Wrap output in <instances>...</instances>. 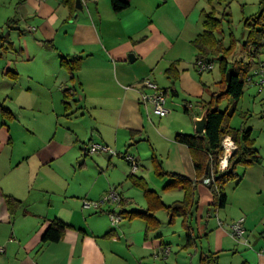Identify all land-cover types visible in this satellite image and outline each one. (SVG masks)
Listing matches in <instances>:
<instances>
[{"label": "crops", "instance_id": "obj_1", "mask_svg": "<svg viewBox=\"0 0 264 264\" xmlns=\"http://www.w3.org/2000/svg\"><path fill=\"white\" fill-rule=\"evenodd\" d=\"M126 1L128 7L114 10L110 0H81L82 7L75 2L71 10L61 0H0V11L7 10L0 12L7 15V32L0 30V108L11 114L0 110V246L5 248L0 264H204L205 255L215 259L205 264H264V110L247 126L255 106L249 100L250 106L241 108L242 95L231 106L243 117L239 128L251 130L261 161L238 165L240 176L228 192L225 189L224 206L215 203L203 181L196 186L197 204L185 223L182 216L171 220L165 209L154 212L160 226L150 232L140 217L121 215L111 223L110 213L147 209L123 156L138 147L151 156L149 166L139 167L136 175L164 204L183 199L182 188H165L170 178L156 175L154 158L166 172L196 178L189 148L174 136L196 133L194 119L207 101L202 98L207 85L194 73L197 49L191 40L203 30L202 10L211 0ZM15 31L23 38L19 44ZM13 55L31 65L14 66ZM62 55L81 56L73 75L60 65ZM174 62L178 78L173 82L166 69ZM144 78L167 89V115L159 116L141 103L139 89L125 88ZM192 95L200 97L194 107L188 99ZM181 104L183 113L171 106ZM224 137L233 141L230 135ZM90 142L107 144L118 155L88 153ZM151 172L160 182H152ZM111 188L118 200L98 210L82 206L83 199L98 200ZM5 195L20 199L23 209L11 215ZM176 217L184 231L182 247L188 223L196 236L189 259L181 252L172 257V250L167 259L162 254L170 243L161 226ZM241 217L248 243L228 230V224ZM54 218L69 226L59 241L42 242Z\"/></svg>", "mask_w": 264, "mask_h": 264}, {"label": "trees", "instance_id": "obj_2", "mask_svg": "<svg viewBox=\"0 0 264 264\" xmlns=\"http://www.w3.org/2000/svg\"><path fill=\"white\" fill-rule=\"evenodd\" d=\"M76 0H61L65 5L74 10ZM111 6L114 10H121L128 7L129 3L126 0H110ZM259 12L247 19L245 24L248 27L246 39L242 43V49L248 54V61L244 59H236L230 50L231 44L225 47L222 38L216 35L220 29L222 20L218 18L214 10H202L203 16V30L198 33L192 40V44L197 49V57H204L209 60L217 61L221 70L222 78L219 81V93L211 94L209 100L203 103L204 109L207 110V124L203 133L187 134L178 132L174 139L185 144L191 153L192 162L196 171V178L190 180L182 175L169 173L163 170L159 160L154 158V171L157 176H169L170 180L165 185V188L180 187L184 190V197L180 201L166 205L161 200L156 191L148 187L147 181L134 173H130V180L134 186L142 189L147 201V209L140 210H126L121 209L119 214L127 217H140L145 221L146 232L156 230L160 226V220L155 216L154 212L159 209H165L171 216V220L175 216L186 217L191 214L197 204L196 200V186L199 182H203L205 178L211 177L213 180L209 183V187L214 193L215 203L221 207L227 202V194L225 192V185L229 181L237 180L239 173L237 172L238 165H250L259 163L261 158L254 145V139L251 136L249 128L232 127L229 125V118L235 112V106L227 107L221 110L217 102L221 97H231L238 99L244 92L245 77L249 72L250 67L257 60L259 54L264 46V0H258ZM13 18H9L6 23L10 25ZM2 46H0V49ZM5 47L4 50H7ZM1 55V52H0ZM81 56L69 58L67 56H60V65L65 67L71 75L80 66ZM176 62L172 63L167 69L166 74L173 80L178 78V70ZM230 67H233V72L230 81H226V72ZM210 71V70H209ZM202 72H199V74ZM167 94V89H165ZM67 97L64 94V98ZM64 99V103H66ZM67 106V105H65ZM187 105L184 110L187 111ZM3 115L10 117V112L4 107L0 108ZM225 135H230L236 145L235 151L228 159V165L224 170L219 169V161L223 153L222 139ZM209 163V170L206 171V165ZM5 202L8 211L14 215L18 210H22L24 205L20 199L11 195H5ZM69 224L64 221L54 218L50 221L49 226L42 235V242H56L59 241L64 234V231ZM187 231L185 234L186 247H190L195 243L196 236L192 234L189 223L186 225ZM210 255L201 257L202 263H208L215 259H210Z\"/></svg>", "mask_w": 264, "mask_h": 264}, {"label": "rangeland", "instance_id": "obj_3", "mask_svg": "<svg viewBox=\"0 0 264 264\" xmlns=\"http://www.w3.org/2000/svg\"><path fill=\"white\" fill-rule=\"evenodd\" d=\"M206 8H207V10H214L215 15L222 20L221 27L216 32V35L218 37L222 38V41H223V44L225 45V47H228L232 41L233 44H232V47L230 49L232 51V55L235 56L236 59H244L245 61H248V54L245 50L242 49V47H243L242 43L246 39V35L248 32V27L245 24V21L247 19H250L251 17H253L254 15H256L259 12L260 8H259L258 0H211L210 2L207 1ZM6 11L7 10L2 9L0 12H2V14H4V13H6ZM11 14H13L12 11H11ZM5 16H7V15H5ZM5 16L3 17L2 15H0V24L2 25L0 30L1 31L4 30V32H7V27L4 24V19H3V18H6ZM15 32H16V35L19 34L18 31H15ZM23 33L25 34L26 32H23ZM16 35L13 36V38L15 40V43L19 44V40H23V38L21 36H18V35L16 36ZM21 42H23V41H21ZM5 55L10 57L11 54L9 52H5ZM13 56L17 57L16 61H14V66L22 68L24 66L31 65V62L28 60L22 61L23 58L20 55H13ZM259 57L261 59H264V46L261 49ZM3 63H4V60L3 59L1 60V57H0V64H3ZM194 73L198 78H200L202 76L201 80L203 82H205L207 85V90L205 92L206 95L202 96L203 100H208L211 97L212 92L213 93L215 92L216 94L219 93V90H220V84H219L220 82L219 81L222 78V74H221V70H220V67H219V64L217 61H214V67L211 71H204L203 73L199 74V72L195 69ZM3 92H5V91H3ZM1 96H5V93H1ZM170 98L172 99V97H170ZM170 98H169V104L168 105H170L172 103L170 101L171 100ZM199 98L200 97H196V96L192 95L191 98H188V99L191 100V103L194 107V104L197 103L196 100ZM263 99H264V90H260L259 86H257V85L249 84L248 82L245 83L244 92L239 99V106L243 109L247 108L248 106H250L249 100L254 102V106H255V113H253V117L251 118V121H249V123H247V126L251 122H253V123L257 122L258 119L260 118L259 114L261 111L264 110ZM172 100H174V99H172ZM233 102L234 101L231 97H221L218 100L217 105L221 110H223V109L231 106V104ZM171 106L173 109H176L178 107V109L181 112L183 111V105L182 104L180 106H174V105H171ZM242 118L243 117L240 116V114L237 111L235 114H233L229 118V124L231 126H234V127H239L242 124ZM145 145L147 146V144H145ZM114 150L117 151L116 149H114ZM147 150L148 149L138 147L137 151L134 150L133 151L134 153H131L138 158V163H139L138 168L140 167V169L143 168V166H146V165L149 166V164H150L148 162L149 161L148 157L151 156V153L146 155ZM122 151H124V150H122ZM131 152H132V150H131ZM114 155H118V154H114ZM116 157H118V156H116ZM90 169L92 170V168H90ZM140 169H137L134 174L139 175L141 172ZM128 172H131V168L129 165H128ZM151 178H152V182H156V181L160 182V179L157 178L153 174V172H151ZM233 185H234L233 181L226 183L225 189L227 190V192L233 187ZM126 188L127 187H125V189ZM133 189H136V188L133 187ZM109 218H110V216H109ZM178 219H179V217H176L175 220L173 222H170V223L168 221H166L165 224L163 226H161V231L163 233L165 240H167V242L170 243L169 249L172 250L171 256L173 257V255L181 252L183 255H185L189 259L190 258L189 254L194 253L193 248L182 247V244L184 243V238H183L184 231L181 230L180 220H178ZM178 230H181V231H178ZM178 234H179V236H178ZM169 257L170 256L168 255L167 257H165V259H167ZM166 261H168V260H166Z\"/></svg>", "mask_w": 264, "mask_h": 264}, {"label": "built area", "instance_id": "obj_4", "mask_svg": "<svg viewBox=\"0 0 264 264\" xmlns=\"http://www.w3.org/2000/svg\"><path fill=\"white\" fill-rule=\"evenodd\" d=\"M86 1V0H82ZM195 68L198 72H204L212 70L214 67V61L206 59L204 57H197L194 61ZM248 82L249 84H254L259 86L260 90H264V60H258L254 66L250 69L245 77V83ZM137 88L140 92V101L145 105H150L153 111L159 116H165L170 112V109L166 105L167 94L165 89L160 87L154 80L150 78H144L140 80L136 85L132 86H125V88ZM227 137L222 139V147H223V154L219 161V169L224 170L228 165V159L231 154L235 151L236 145L232 140H226ZM229 144V146L227 145ZM86 150L88 153H97V152H109L111 154H118V151H115L111 146L99 143V142H90L86 146ZM125 160L128 162L131 172L135 173L138 169L139 163L138 158L131 153H124L123 154ZM213 180L212 176L207 177L204 179V183H211ZM118 194L116 193L114 188L109 189L105 192L101 198L98 200H90V199H83L82 206L84 208L89 209H96L98 210L102 204L106 203L107 201L118 200ZM122 216L120 214L110 213V221L112 224L117 223L120 221ZM221 224H223L220 221ZM228 230L231 236L234 238H243L245 243H248L244 238L245 234V226H244V218L241 217L238 220L231 222L228 224ZM5 248L0 246V253L4 252ZM170 252L169 246H165L162 249V254L166 257Z\"/></svg>", "mask_w": 264, "mask_h": 264}, {"label": "water", "instance_id": "obj_5", "mask_svg": "<svg viewBox=\"0 0 264 264\" xmlns=\"http://www.w3.org/2000/svg\"><path fill=\"white\" fill-rule=\"evenodd\" d=\"M75 2H76V7L80 9L82 7L81 0H76ZM132 56H133L132 54L129 55L131 61L134 59V57L132 58ZM232 72H233V67H230L228 71L226 72V81L231 80ZM194 124H195L196 133H203L205 131V126L207 124V110L206 109L203 111L201 116L196 117L194 119ZM208 170H209V163L206 165V171Z\"/></svg>", "mask_w": 264, "mask_h": 264}, {"label": "bare ground", "instance_id": "obj_6", "mask_svg": "<svg viewBox=\"0 0 264 264\" xmlns=\"http://www.w3.org/2000/svg\"><path fill=\"white\" fill-rule=\"evenodd\" d=\"M229 146V144H227Z\"/></svg>", "mask_w": 264, "mask_h": 264}]
</instances>
